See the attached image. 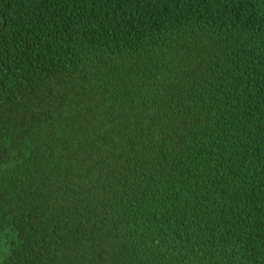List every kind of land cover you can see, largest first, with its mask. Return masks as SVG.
<instances>
[{"label":"trees","instance_id":"trees-1","mask_svg":"<svg viewBox=\"0 0 264 264\" xmlns=\"http://www.w3.org/2000/svg\"><path fill=\"white\" fill-rule=\"evenodd\" d=\"M0 264H264V0H0Z\"/></svg>","mask_w":264,"mask_h":264}]
</instances>
